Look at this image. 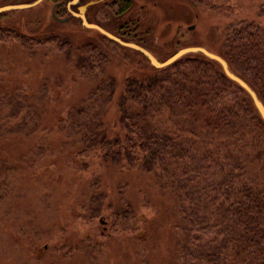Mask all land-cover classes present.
Returning a JSON list of instances; mask_svg holds the SVG:
<instances>
[{
  "label": "rangeland",
  "instance_id": "1",
  "mask_svg": "<svg viewBox=\"0 0 264 264\" xmlns=\"http://www.w3.org/2000/svg\"><path fill=\"white\" fill-rule=\"evenodd\" d=\"M32 1L0 0V7ZM64 1L0 14V264H178L173 196L149 174L116 167L99 150H82L80 133H71L84 130L75 129L72 109H81L85 122L96 118V104L81 106L95 82L76 71L75 55L65 58L55 44L34 53L1 35L9 31L36 41L52 35L74 48L102 50L107 64L101 78L113 79L116 87L103 118L107 134L120 135L115 99L125 79L155 68L76 18L56 21L52 10L65 18V6L54 8ZM89 1H97L87 9L89 22L160 62L192 46L218 54L229 24L264 26V0H81ZM19 93L31 110L10 111ZM14 111L15 118H8Z\"/></svg>",
  "mask_w": 264,
  "mask_h": 264
},
{
  "label": "trees",
  "instance_id": "2",
  "mask_svg": "<svg viewBox=\"0 0 264 264\" xmlns=\"http://www.w3.org/2000/svg\"><path fill=\"white\" fill-rule=\"evenodd\" d=\"M1 35L34 53L55 44L65 58L75 55L76 71L95 82L81 106L96 104V118L85 122L82 110L72 109L75 129L84 130L71 133H80L82 150H99L116 167L149 174L173 196L178 264H264V122L216 62L187 54L150 75L125 79L115 99L122 133L110 136L103 117L116 87L113 79L101 78L107 64L102 50L74 48L67 38ZM218 55L264 105V26L229 24ZM23 94H16L10 111L31 110Z\"/></svg>",
  "mask_w": 264,
  "mask_h": 264
},
{
  "label": "water",
  "instance_id": "3",
  "mask_svg": "<svg viewBox=\"0 0 264 264\" xmlns=\"http://www.w3.org/2000/svg\"><path fill=\"white\" fill-rule=\"evenodd\" d=\"M42 1L43 0H34L33 2L26 3V4L6 5V6H3V7H0V14L4 13V12H8V11H13V10L29 9V8L37 6ZM76 2H77V0H73L71 3L68 4V6L73 5ZM94 3L95 2H88L85 5H82L81 7H79L77 9V13H73L72 14L75 18H77V19H79L81 21V25L84 28L91 29V30H96L97 32H99L101 35H103L104 37L108 38L112 42H114V43H116V44H118L120 46L127 47V48H129L131 50H134V51L138 52L155 69L165 68V67L173 64L178 59H180L181 57H183V56H185L187 54H200V55L204 56L206 59L216 62L220 66L223 74L229 80H231L232 82L236 83L242 90H244L247 93V95L250 97V99L252 101V104H253L254 108L256 109L259 117L264 122V105L258 99L256 93L250 88V86L243 79H241L239 76H237L236 74H234L230 70L227 62L220 55H218L216 53H213V52H210L209 50H207L206 48L201 47V46H192V47H185V48L179 49V50L175 51L165 61L160 62L148 50L144 49L143 47H141V46H139V45H137V44H135L133 42L123 41L120 38L110 34L107 31H105L100 26H98L96 24L88 23L87 20H86V17H85V11H86L88 6H90V5L94 4ZM188 29L192 30V29H194V26H190V27H188Z\"/></svg>",
  "mask_w": 264,
  "mask_h": 264
},
{
  "label": "flooded vegetation",
  "instance_id": "4",
  "mask_svg": "<svg viewBox=\"0 0 264 264\" xmlns=\"http://www.w3.org/2000/svg\"><path fill=\"white\" fill-rule=\"evenodd\" d=\"M44 1V0H43ZM73 0H69V1H64V2H62V3H57V4H55L54 5V8H57V7H61V6H65L64 8H65V12H66V17L65 18H63V19H57L56 17H55V15H54V9L52 10V17L56 20V21H59V22H66V21H68V20H70L71 18H75L72 14L73 13H77V9L79 8V7H81L82 5H85L86 3H88V2H86V3H82L81 2V0H77V2L75 3V4H73V5H70V6H68V4L69 3H71ZM115 1H117V0H115ZM33 2V1H32ZM89 2H97V1H89ZM119 2V1H118ZM94 3V4H95ZM93 5V4H92ZM92 5H90V6H92ZM90 6H88V7H90ZM88 7H87V9H88ZM87 9H86V11H85V17H86V12H87ZM70 10V11H69ZM77 19V18H76ZM86 20H87V22L88 23H91V22H89L88 21V19H87V17H86ZM78 21L80 22V24H81V21L78 19ZM92 24H95V23H92ZM96 31V30H95ZM52 35H50V37H51ZM50 37H45V39L43 40V41H47L48 40V38H50ZM122 37V36H121ZM23 38V37H22ZM29 41H31V36H29ZM27 40V39H26ZM33 40V39H32ZM121 40H123V39H121ZM123 41H125V40H123Z\"/></svg>",
  "mask_w": 264,
  "mask_h": 264
}]
</instances>
